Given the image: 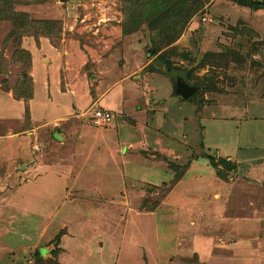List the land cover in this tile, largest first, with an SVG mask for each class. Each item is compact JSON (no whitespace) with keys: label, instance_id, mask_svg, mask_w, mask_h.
Listing matches in <instances>:
<instances>
[{"label":"rangeland","instance_id":"374dc122","mask_svg":"<svg viewBox=\"0 0 264 264\" xmlns=\"http://www.w3.org/2000/svg\"><path fill=\"white\" fill-rule=\"evenodd\" d=\"M203 1L184 22L160 9L129 27L122 0H16L13 7L30 19H52L60 29L57 37H49L53 32L25 34L19 42L7 37L9 21L0 20V93L17 99L37 85L34 54L40 85L61 91L55 99L73 106L79 118L91 121L94 110L108 111L111 119L104 128H113L131 122L139 111L151 127L159 126L163 139L157 149L126 144L125 152L134 155H125L141 158L135 166L123 169L127 157H114L126 173L117 191L112 185L118 177L103 179L105 161L96 158L100 162L94 161L91 177L100 175L99 190L83 186L85 175L83 188L68 187L62 200L72 206L53 207L60 195L53 196L52 187L25 188L30 200L16 206L20 191L9 188L19 178L15 164L4 170L0 163V264H222L221 257L224 264L238 263L232 254L245 247L239 239L251 231L248 244L255 242L256 251L245 259L264 264V8L252 10L234 0ZM21 50L34 51L30 66ZM112 61L114 71L108 72ZM182 74L189 84L201 85L192 96L176 92L173 80ZM116 82L126 96L124 105L116 104L119 111L80 98L78 86L87 88L86 95L104 97ZM97 87L103 93L97 95ZM147 91L154 95L152 103L136 110ZM0 103L8 102L0 97ZM221 139H230L233 148L221 151ZM50 146L46 157L51 152L55 161L67 159L60 144ZM208 156L226 159L232 167L214 168ZM77 160L79 167L83 159ZM15 161L20 164L21 155ZM170 163L187 164L175 183ZM135 167L146 174L134 175L130 168ZM94 191L100 195L91 206L96 212L89 215L85 205ZM105 191L108 197L103 198ZM117 195L124 201H115ZM35 201L38 212L57 209V217L42 221Z\"/></svg>","mask_w":264,"mask_h":264},{"label":"crops","instance_id":"0c3cea01","mask_svg":"<svg viewBox=\"0 0 264 264\" xmlns=\"http://www.w3.org/2000/svg\"><path fill=\"white\" fill-rule=\"evenodd\" d=\"M30 53H34V51H30ZM31 56L33 73L35 72V74H39L38 78L41 79L40 75L42 74L41 70L37 69L38 65L36 64L37 61L35 60L36 56H34V54H31ZM113 63L114 62L112 61L111 64H108V72L114 71V65L111 66ZM38 78H35V80L37 79L36 81H38L36 83L37 85L33 83V94L30 98L27 99L26 102L22 98L14 99L10 95V92L0 93V97H4L8 102L0 103V112L7 113L5 116L4 114L0 113V163L5 166L4 170L6 169V167H8V169L13 168V165L15 164V174H17L19 178L18 181L10 182L9 188L20 191L18 194V198L15 199V202L18 203L16 204V206L20 205L24 207L22 205L23 201H27L26 203L28 204L30 195L28 193H24V190L27 187L42 191H45L48 188L52 187L53 196H56L57 192L60 195V203L53 204V207L57 205L59 207H64L67 206V203L68 205L72 206L73 202L62 200L68 195V187H75L77 190H81V188H83L82 179L85 177V175L87 176V184L83 186L87 188L89 187L88 185H91L90 187H94L95 189L99 190L98 184L100 175L98 174V178L91 177V170L94 161H96V163L100 162L98 160H95L96 158H100L102 161H105L106 168L104 170L105 174L103 175L105 176V178L103 179H107V174L118 177L117 183H113V185L115 186L112 185L113 190L117 191L118 186L122 185H119V183L124 178L123 171L125 173V170L121 169L119 163L115 159L116 156L122 158L127 157L124 160L122 167L123 169H125V167H127L128 165L135 166V162L138 160L142 162L140 157H138V160L134 161L130 159L131 157L125 155L131 154L130 152H125V148H127L128 145H135V149H137L139 145L141 148L140 150H146L151 146L153 149H157L156 146H158V148L162 146L160 144L163 139L161 137L160 131L158 130L159 126L154 124V126L151 127L150 120L145 122L143 119H141V114L138 113L139 111L137 112L136 117H133L134 120H130L131 122L126 121V124L119 122L116 127L104 128L105 125L99 126L92 120L90 121V119L88 120L79 118L78 115L73 112V106L68 107L67 104L64 103L66 101H64L62 98L61 102L55 99V97L60 98L59 95L61 94V91L54 92L53 88L51 86V88L49 87V84L47 86V90L46 88L44 90V85H40L42 81L40 82V79ZM119 83L120 82H116L112 89H106L107 93H105L104 97H93L91 94L86 95V92L90 93L87 88H85L84 85L83 87L78 86L79 89L83 90L81 92L82 96L80 98L85 96V100L89 101L88 103L91 102V105L92 101L94 100V104L102 103L103 105L101 106L105 108L107 107L108 109L121 110L119 106H122V104L124 105V97L126 96L122 91V88L118 86ZM100 93H103V91L98 88L96 94L99 95ZM150 95L151 92H148L146 94L142 93V105L139 104L136 110H140L141 107L145 106V104L147 105L149 103H152L154 95L152 97H150ZM89 96L91 97L88 98ZM118 101L119 106L116 105ZM25 108L28 109L27 116H25ZM69 108L72 109L71 115L67 114V112H70ZM147 108H149V106H147ZM166 111L167 110H164L160 113ZM71 116L72 118H70ZM26 118L28 119L25 120ZM127 119L129 118L127 117ZM2 122L4 123L3 125ZM1 126H3V128ZM152 129H156L157 131L155 133H151ZM170 135L167 136L170 137ZM56 144H60L62 146L63 154H65V157L67 158L64 161H55L54 159L49 158V156H52L51 152L50 154H48V157H46L47 153L45 151L47 150V148L50 145L53 146ZM126 144L128 145L126 146ZM218 144L220 145V148L222 147L221 151H229V149L231 150L234 146L233 142L230 139H221L219 140ZM133 149L134 148H131V152ZM117 150L119 154L115 153V151ZM127 150L129 149L127 148ZM66 153H68L69 155L66 156ZM137 154L135 155V157L137 156ZM19 155H21L20 164L15 161L16 158L19 157ZM78 158L83 159V163L81 164V161L79 167H77V164L79 163V161L77 160ZM75 160L76 162H74ZM141 165H143V163H141ZM86 167L88 168L87 171L85 170ZM143 168L145 169L147 167ZM130 169H134V175H136V173L140 174L142 172V168L141 170H137L138 172H135L136 167ZM63 173L66 175L64 178L62 177ZM142 174L145 175V171L144 173L142 172ZM24 175H26L27 178L24 179ZM238 184H240L241 186L242 184H244V182L241 181L236 185ZM105 194L106 195H102L103 198L108 197L106 191ZM99 195V192L94 191L89 196V198L87 197L90 202L89 205H85V213L90 215L91 213L96 212V210H94L95 208L92 210L91 206L94 202V198L98 197ZM110 196L112 197V195ZM117 196L118 199L116 197H113V199L115 198V201H124L119 198L120 195ZM34 205V207H37L36 212H38V210H40L39 203L37 204V201H35ZM75 205H77V203ZM38 213L41 215L40 217L42 221L49 220L51 222L52 219L57 217L58 210H41V212ZM58 222H64L63 217L59 218ZM252 233L253 232L251 231L250 234ZM250 234L248 235V237L247 235L241 236V239H239V243H241L240 247L244 244L245 247L241 248L240 252L242 251V253L234 251L231 259H234L238 263H231L230 261H228L230 264H248L247 259L245 258L247 256L253 255L256 251L254 246L251 245L255 242L248 244V241L254 238L251 237L253 235ZM220 259H223V261H221L222 264L226 262V259L225 261L222 257ZM241 259L242 261L239 262V260ZM213 263L214 262H212L211 264Z\"/></svg>","mask_w":264,"mask_h":264},{"label":"trees","instance_id":"16d2710c","mask_svg":"<svg viewBox=\"0 0 264 264\" xmlns=\"http://www.w3.org/2000/svg\"><path fill=\"white\" fill-rule=\"evenodd\" d=\"M240 5L247 6L252 10H257L259 8H264V0H234ZM122 11L125 17V23L131 26H139L147 20V18L154 14L158 13L160 9H163L164 13H169L174 17L178 18L181 22L187 20L189 15L194 12L198 7L203 5V0H122ZM16 0H0V20H7L11 25V29L8 33V38L13 37L18 42L21 37L25 34H34L38 36L39 34L45 33L49 37L59 36L60 29L59 23L52 19H35L29 18L27 12L20 11L15 9L13 6L16 4ZM124 25V24H123ZM125 26V25H124ZM130 27V26H129ZM58 29V30H57ZM125 31L129 28H124ZM57 30V31H54ZM128 32V31H126ZM23 54V59L29 61V66L31 63L30 53L27 50H21ZM22 56V55H21ZM160 59V57H158ZM165 65V64H164ZM166 67H170V64L167 63ZM183 75V74H182ZM183 78L186 80V76L183 75ZM23 80V79H22ZM25 80V79H24ZM190 82L189 80L187 81ZM23 86V87H22ZM21 91L25 92L27 86L22 84ZM195 90L192 94H195L199 88L200 84L194 83ZM204 86V85H203ZM192 94L190 96H192ZM32 96V88L27 89L24 94L16 95V98H24L27 100ZM211 166L214 168L218 165H224L225 167L231 168V164L226 159L214 160L213 156H208ZM172 167L176 169L175 176L173 178V183H175L183 174L184 169L187 164L181 166L174 163H170ZM220 169L217 170V174L220 175ZM59 236H56V240ZM54 251V250H53ZM41 250H36V253H40Z\"/></svg>","mask_w":264,"mask_h":264},{"label":"water","instance_id":"95a60500","mask_svg":"<svg viewBox=\"0 0 264 264\" xmlns=\"http://www.w3.org/2000/svg\"><path fill=\"white\" fill-rule=\"evenodd\" d=\"M174 85L176 92L179 93L182 97H187L188 95L192 94L195 90V86L189 84L180 75H176V77L174 78Z\"/></svg>","mask_w":264,"mask_h":264},{"label":"built area","instance_id":"2783aa9c","mask_svg":"<svg viewBox=\"0 0 264 264\" xmlns=\"http://www.w3.org/2000/svg\"><path fill=\"white\" fill-rule=\"evenodd\" d=\"M92 121L99 125V126H104L107 125L108 122H110L111 119V114L108 111H101V110H94L93 111V116H92Z\"/></svg>","mask_w":264,"mask_h":264}]
</instances>
